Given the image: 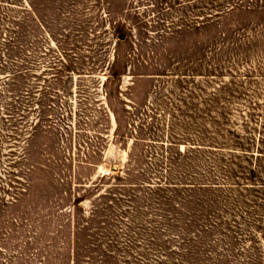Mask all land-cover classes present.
<instances>
[{"label":"rangeland","instance_id":"rangeland-1","mask_svg":"<svg viewBox=\"0 0 264 264\" xmlns=\"http://www.w3.org/2000/svg\"><path fill=\"white\" fill-rule=\"evenodd\" d=\"M0 264H264V0H0Z\"/></svg>","mask_w":264,"mask_h":264},{"label":"trees","instance_id":"trees-1","mask_svg":"<svg viewBox=\"0 0 264 264\" xmlns=\"http://www.w3.org/2000/svg\"><path fill=\"white\" fill-rule=\"evenodd\" d=\"M233 5H235V4H233ZM218 12H219V11H218ZM221 12H223V11H221ZM214 15H215L214 13H211V14H207V15H205V17H213ZM205 17H204V18H205ZM195 20H196V21H195L196 24H197V23H200L199 18H195Z\"/></svg>","mask_w":264,"mask_h":264}]
</instances>
